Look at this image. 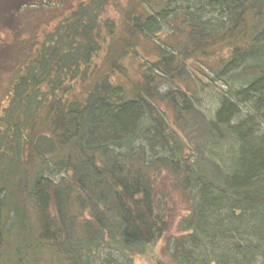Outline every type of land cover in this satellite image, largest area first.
I'll use <instances>...</instances> for the list:
<instances>
[{
	"label": "trees",
	"instance_id": "trees-1",
	"mask_svg": "<svg viewBox=\"0 0 264 264\" xmlns=\"http://www.w3.org/2000/svg\"><path fill=\"white\" fill-rule=\"evenodd\" d=\"M74 1L0 0V264H134L160 243L159 264H246L248 224L264 237V0ZM201 62L247 117L230 96L213 118L194 104ZM224 127L238 145L216 177Z\"/></svg>",
	"mask_w": 264,
	"mask_h": 264
},
{
	"label": "rangeland",
	"instance_id": "rangeland-1",
	"mask_svg": "<svg viewBox=\"0 0 264 264\" xmlns=\"http://www.w3.org/2000/svg\"><path fill=\"white\" fill-rule=\"evenodd\" d=\"M75 3L74 0H71V2L69 3L71 6ZM47 13H49L48 11H46ZM109 14L115 16V17H120V13L115 10L114 8H110L108 11ZM163 26V37H166L170 28H168V25L164 24ZM165 32V33H164ZM161 33V32H160ZM158 36V35H155ZM154 38V37H151ZM156 38V37H155ZM155 40V39H154ZM170 40V37H169ZM145 53V52H144ZM146 55L150 58V59H155L157 57L155 51H150L149 53L146 52ZM129 65L131 66V69L128 71L130 76L135 78L138 75V64L136 63V61L133 60H129L127 59ZM197 65V64H196ZM199 67V73L198 75H195V77L193 79L190 80V82L188 83V87L192 90V92L196 93L195 97H194V101L196 104V106L200 109V111H202L203 113H205L208 117L213 118L215 116V113L218 109V107L220 106V102H221V98L225 97V96H230L233 99H235L236 101L239 102V106H240V113L236 119L237 122L240 119H243L245 117L248 116V112H250V105H248V103L242 101L241 99H237L236 97V92L239 90H235L230 88V85L225 81V76L226 74L224 73H220L217 74L216 72H214L212 70V68H207L204 67L202 65V62L198 65ZM206 72V73H205ZM160 105L165 108L169 114V118L174 117V111L173 109L170 107V105L166 104V103H160ZM193 117H198L199 116V111L198 109L196 111H194L192 113ZM172 120V119H171ZM261 126H257L258 134H264V122L261 121ZM181 134H186L184 131H182L181 127L179 128V126H174ZM222 133L218 135L214 134V138L216 140V145L217 147H215L214 149H211L208 154H212L215 159H217L218 163L220 164V166H224V168L221 169V171L219 172L218 170H216L215 166L213 163L211 162H207L204 164V168H205V173L207 174H211L214 175L216 177H222L220 174H222L221 172H223V170L229 169L231 167V156L234 154V148L237 147V140H236V136L233 135V133L227 129V128H222L221 129ZM213 145V144H212ZM214 147V145H213ZM156 150H160V149H156ZM213 152V153H211ZM237 160V156L235 155L233 157V162H236ZM217 172V173H216ZM187 204L183 206V208H187ZM200 224H203V222H199ZM256 222L252 223L250 222V224H248V237L244 236V239H248V257L245 259L246 264H264V254L258 252V249L255 248H262L264 250V237L261 238H257L254 236L253 233V229H254V225ZM264 226V224H263ZM257 231H261L262 230V226L259 225L256 227ZM208 231V230H207ZM209 233V232H207ZM179 234H181L179 232ZM264 236V234H263ZM241 238V237H240ZM161 245L162 243H160V245L158 247H156L155 251H154V257H149V256H140V255H136L133 258V262L134 264H159L160 262L163 263H170V261L168 260V258L166 257V254H163L161 252ZM242 247H246V242H244L242 240V243L239 244ZM227 252V251H225ZM228 253V252H227ZM229 254V253H228ZM231 255V254H230ZM160 258V262L157 260L158 258ZM240 258V256H239ZM248 260V261H247ZM125 260L123 259H118L117 255H113L112 258H110V260L106 261V257H105V263H109V264H124ZM102 262V261H101ZM158 262V263H157Z\"/></svg>",
	"mask_w": 264,
	"mask_h": 264
}]
</instances>
